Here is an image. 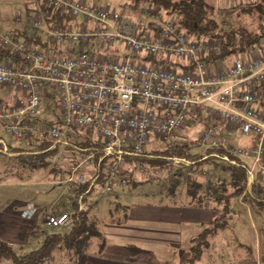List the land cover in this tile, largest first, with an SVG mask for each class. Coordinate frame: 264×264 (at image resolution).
<instances>
[{
    "label": "built area",
    "instance_id": "2783aa9c",
    "mask_svg": "<svg viewBox=\"0 0 264 264\" xmlns=\"http://www.w3.org/2000/svg\"><path fill=\"white\" fill-rule=\"evenodd\" d=\"M41 4L68 15L75 26L49 27V14ZM30 8V26L42 30L47 44L39 48L11 33H0V45L24 62L16 68L0 63V86L17 91L9 108L0 107V131L14 143L32 134L52 141L50 149L70 147L77 161L69 165L63 180L68 189L74 191L86 180L87 164L94 171L93 184L101 160L94 162L97 151L102 158H111L100 186L106 191L125 186L126 177L117 173L136 165L125 161L126 156H151L147 152L154 149L149 146L156 142L164 144L161 149L176 148L186 141L180 131L189 117L200 113L207 121L194 142L223 148L236 159L227 154L219 159L247 166L248 191L254 171L264 176V48L242 57L236 54L231 62L214 59L221 51L217 43L187 35L173 16L150 4L137 16L83 0H30ZM56 42L76 48L49 53V44ZM118 44L126 49L123 56L116 52ZM143 56L164 63H150ZM46 93L56 102L58 123H46L39 115ZM78 128L90 133L87 136ZM235 128L252 136L247 144L239 145L229 136ZM72 133L101 145L81 149L73 144ZM0 142L8 153L5 141ZM167 159L175 165L189 164L176 156ZM69 219L68 212L48 211L43 223L62 227Z\"/></svg>",
    "mask_w": 264,
    "mask_h": 264
},
{
    "label": "trees",
    "instance_id": "16d2710c",
    "mask_svg": "<svg viewBox=\"0 0 264 264\" xmlns=\"http://www.w3.org/2000/svg\"><path fill=\"white\" fill-rule=\"evenodd\" d=\"M29 2L26 9L27 13L31 15ZM147 4L173 16L187 35L198 40L216 42L221 47V51L213 57L214 59L223 60L235 54H244L257 48H264V0H258L253 5L238 9V13L248 14L254 23L252 27L247 26V23L228 27L221 24L213 17V7L206 0H124L120 5V14L137 16L143 6ZM41 6L49 14L46 18V24L49 27L56 26L65 29L75 26V20H72L68 15L60 14L52 6L44 4ZM11 34L16 40H23L39 48H44L47 44L42 30L34 28L31 31L14 30ZM64 46H68V48L62 49V47L65 48ZM71 47L69 48V45L64 42L52 43L49 44V53H64V51H73L76 48V46ZM142 59L159 65L164 63L163 60L156 61L154 56H143ZM1 62H8L15 68L24 64L7 47L2 45H0ZM165 62L173 64L170 61ZM44 99L55 101L48 93L43 95V101ZM10 106L9 101L0 99V107L6 109ZM45 121L46 123H58L59 120L56 118ZM0 139H3L1 133ZM28 139L29 141H27ZM24 140L28 144L27 148H23L22 143L12 144L11 141L4 140L8 153L3 151V144L0 142V164L3 165L0 166V181L25 170L38 171L42 169L48 171L54 180L62 183L67 176L69 165L77 161V154L70 147L61 148L56 145L50 149L52 141L44 137L28 134ZM72 142L81 149L93 145L100 147L101 145L98 142H93L90 138L80 139L75 133H72ZM194 144L198 143L194 142ZM191 150L192 146L186 141H182L174 149L151 150L147 152L151 155L148 157L144 155L126 156L125 161H134L137 166H126L122 172L117 173L127 179V184L120 187H127L128 193H130L157 178H162V187L165 191L164 195L159 198L160 201L175 203L180 198H184L189 206H207L214 212L211 224L191 242L190 256L187 261L192 263L201 257L205 249L209 248L212 238L218 232L236 227L237 216L242 209H249L261 222L260 233L263 239L259 244V251L260 262L264 264V176L257 170L254 171L248 191L247 166L228 164L219 159L224 154H227L229 159H236L235 156L219 147H206L203 155L193 153ZM213 153L218 156H213ZM173 156L184 158L189 161V164L175 165L167 159ZM204 156L207 157L204 158ZM93 158L95 163L101 159L96 172L98 176L91 185L94 172L91 168L86 180L73 191L68 223L62 227H53L52 230L45 226L46 228L42 230L44 232L42 243L38 248L26 254L18 255L12 243L0 240V264L5 259H11L14 264H44L48 260H53V251L59 253L64 264H87L90 254H98L102 251L106 242L102 231L104 221L94 217L92 213L95 208L94 204L84 205L83 200L85 195L92 192L95 185L100 186V183L106 178L111 158H102L100 151L94 152ZM224 168L228 169V173L224 172ZM139 170L143 171L145 178L140 179L137 176ZM215 170H221V173L214 176ZM159 172H164V175L157 174ZM204 174H209L211 179L209 177L206 180ZM79 198H81L82 208H79ZM120 207L125 212L123 220H118V222L127 219V205H120ZM187 264L191 263L187 262Z\"/></svg>",
    "mask_w": 264,
    "mask_h": 264
},
{
    "label": "rangeland",
    "instance_id": "374dc122",
    "mask_svg": "<svg viewBox=\"0 0 264 264\" xmlns=\"http://www.w3.org/2000/svg\"><path fill=\"white\" fill-rule=\"evenodd\" d=\"M30 0H0V33H12L14 30H27L31 31L30 26V15L27 13V3ZM87 3H92L97 6H105L111 9L119 10L121 9L120 5L124 0H83ZM213 7V17L224 24L225 26H236L238 24H246L249 27H252L254 23L250 20L248 14L238 13V9L234 10H219L213 4V0H206ZM30 3V2H29ZM158 11L160 9H157ZM138 14V13H136ZM139 15V14H138ZM214 42V41H213ZM216 43V42H214ZM75 46V45H74ZM124 46L118 44L116 46V52L120 56L124 55ZM106 53H109V50H104ZM239 57H242L243 54H237ZM235 55H232L227 58V62H231ZM17 97V91L13 87L0 86V99L9 101V103H14ZM59 110L56 106L55 101H50L44 99L43 104L39 110V115L41 118L53 119L55 120L58 116ZM189 122L185 125L184 129L180 131L181 136H185L187 143H191L192 150L191 152L197 153L198 155H203L205 146L194 144L195 138L200 135L204 129V124L207 121V117L204 113H200L197 117H189ZM78 131L88 136L90 130L87 128H78ZM3 139L6 142H10V137L7 133L0 131ZM229 136L239 145H245L248 143L250 136L244 135L240 132L239 129L235 128ZM93 137H97V134L93 132ZM252 137V136H251ZM29 141V139L27 140ZM193 142V143H192ZM15 144L14 142H11ZM21 146L27 148L28 144L26 140L21 141ZM164 144L162 142H156L155 144H150L149 148L154 150H160ZM13 155V154H10ZM247 161L251 162L250 158H246ZM188 161V160H187ZM186 164V163H185ZM88 165V166H87ZM85 167L84 174L87 176L90 173L91 164H87ZM187 165V164H186ZM0 166H3L0 164ZM92 170V169H91ZM256 170V169H255ZM221 173V170H215L213 175H218ZM161 176L164 175V172L157 173ZM137 176L140 179L145 178L143 171L139 170ZM207 180L209 179V174L203 175ZM5 185L0 187V190L6 193L9 197L22 199L26 205L30 206H39V207H50L48 211H55L57 213L69 212L71 210V201L73 197V191L68 189L66 183H62L54 180L52 175L48 171L42 169L38 171L25 170L24 172L15 173L13 176L4 179ZM163 180L162 178H157L156 180L148 183L144 187L134 189L126 195H120L119 189L122 187L115 186L111 191H106L104 188L98 184L94 186L91 193L85 195L83 200L84 205L94 204V217L102 219L105 222L108 221H118L123 220V213L125 210L120 207V205L129 206H145L159 208L158 200L164 194L163 189ZM78 202L81 204V198ZM27 205V206H28ZM117 205H119L117 207ZM126 213L128 216V210ZM236 230L234 228L227 229L223 232H218L215 236L218 239L212 238V242L216 240L219 243L215 248H207L203 251L201 257L195 262L187 261L191 264H235L234 255L238 253L247 254L249 259H253L254 254L257 252V247L261 243L263 237L260 233L261 222L258 220V217L254 215L249 209H242L241 213L237 216ZM53 228H51L52 230ZM42 238V236H41ZM38 237L32 238L29 240L28 247L23 252H15L18 255L22 253H28L30 250L35 249L39 244L42 243ZM38 239V240H37ZM39 241V242H37ZM39 243V244H38ZM241 244L243 249L238 247ZM259 250V249H258ZM20 253V254H19ZM258 253V252H257ZM59 253L57 251L52 252V259L54 264H64L63 258H59ZM184 261V264H187ZM60 262V263H59ZM1 264H14L12 260H3Z\"/></svg>",
    "mask_w": 264,
    "mask_h": 264
},
{
    "label": "crops",
    "instance_id": "0c3cea01",
    "mask_svg": "<svg viewBox=\"0 0 264 264\" xmlns=\"http://www.w3.org/2000/svg\"><path fill=\"white\" fill-rule=\"evenodd\" d=\"M257 1L213 0V4L226 11L253 5ZM5 183L0 181V187ZM119 194H128V188L122 187ZM158 203L159 208L131 205L125 221L103 223L105 245L100 253L88 256L87 264H184L190 256L193 238L211 224L214 212L207 206H189L184 198L175 203L160 200ZM27 205L22 199L9 197L0 190V240L12 243L17 252L27 249L31 237L40 239L42 236V240V230L46 228L43 216L50 207ZM217 245L219 243L214 240L209 248ZM238 245L242 250L241 244ZM258 249L253 259L236 252L235 264H261ZM54 263V260H48L44 264Z\"/></svg>",
    "mask_w": 264,
    "mask_h": 264
}]
</instances>
